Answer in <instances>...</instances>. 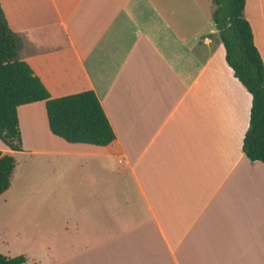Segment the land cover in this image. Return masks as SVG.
I'll use <instances>...</instances> for the list:
<instances>
[{"label":"crops","instance_id":"obj_1","mask_svg":"<svg viewBox=\"0 0 264 264\" xmlns=\"http://www.w3.org/2000/svg\"><path fill=\"white\" fill-rule=\"evenodd\" d=\"M52 97L92 89L118 150L18 108L0 246L24 264H264V163L243 151L252 95L211 0H0ZM245 16L264 61V0ZM17 246V247H16Z\"/></svg>","mask_w":264,"mask_h":264},{"label":"trees","instance_id":"obj_2","mask_svg":"<svg viewBox=\"0 0 264 264\" xmlns=\"http://www.w3.org/2000/svg\"><path fill=\"white\" fill-rule=\"evenodd\" d=\"M213 20L223 42L226 60L234 75L252 95L250 124L243 151L252 161L264 163V61L245 16L246 0H212ZM22 38L8 24L0 4V139L12 150H22L18 108L46 102L51 131L73 143L118 150L117 135L103 105L92 89L52 97L31 65L21 59ZM16 167L13 154L0 150V195L11 185ZM24 255L7 256L0 264H24Z\"/></svg>","mask_w":264,"mask_h":264},{"label":"rangeland","instance_id":"obj_3","mask_svg":"<svg viewBox=\"0 0 264 264\" xmlns=\"http://www.w3.org/2000/svg\"><path fill=\"white\" fill-rule=\"evenodd\" d=\"M211 2H212V5H213V1L211 0ZM0 246H2L3 247V245H2V243H0ZM17 247V246H16ZM4 248V247H3Z\"/></svg>","mask_w":264,"mask_h":264}]
</instances>
